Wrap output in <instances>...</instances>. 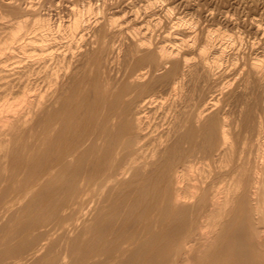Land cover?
I'll list each match as a JSON object with an SVG mask.
<instances>
[{
	"label": "bare ground",
	"instance_id": "bare-ground-1",
	"mask_svg": "<svg viewBox=\"0 0 264 264\" xmlns=\"http://www.w3.org/2000/svg\"><path fill=\"white\" fill-rule=\"evenodd\" d=\"M5 2L0 264H264V47Z\"/></svg>",
	"mask_w": 264,
	"mask_h": 264
},
{
	"label": "rangeland",
	"instance_id": "rangeland-1",
	"mask_svg": "<svg viewBox=\"0 0 264 264\" xmlns=\"http://www.w3.org/2000/svg\"><path fill=\"white\" fill-rule=\"evenodd\" d=\"M5 1H8V0H0V16L3 15L1 14L2 12L4 13H8L9 9L11 8L10 5L6 4ZM13 1H16L17 3H20L21 6H24L26 5H30V4H35V6H38L39 7H42L41 10L42 11H45V12H49L51 14H53L54 12V19H56L55 17L59 16L58 14L62 15L64 18H67L68 16H71L72 15V11L73 8L75 10H78L79 9H82L83 8V5H85L86 3L85 2H88L90 3L91 5H94V7H99V10L97 12V10H94L95 12H93V14L91 15H103V16H115V17H119V19H121L123 16H127L129 18H133L134 14H136L135 18L137 19L138 18V21L140 23H144L145 21H149L150 19L153 20V18L156 16L154 14H157L156 17H159L157 20V26L155 28V35H158V37H160L164 32H166L167 30V27L171 28V24L172 22H174L178 17H186L187 16V13H188V16L193 18L194 20L196 19V32H197V35H198V39L202 38L205 34V31H208V30H212L211 28H213V26L215 28H213V30H220L219 31H223L225 30V33H228V34H231L233 35H236L235 36V39H236V46L238 47H241V48H238V50L236 49V51L238 52L237 53V56H238V61L241 62L243 60H247L248 58H250V54H251V57L252 55L254 54V52L257 50L256 48H259L261 49L262 45H264V35H261L258 36L259 34H255V29H254V24L253 22L255 21H258L262 24H264V22H262V20H264V0H157L158 1V4H154L155 7H150V6H145L146 4H148L147 2H149V0H13ZM44 1V2H43ZM101 3H100V2ZM105 1V2H108L107 4L104 3V5L102 4V2ZM131 1V2H130ZM133 1L135 2V5L133 3ZM140 1V2H139ZM147 1V2H145ZM152 1V0H151ZM161 1V2H160ZM185 1V2H184ZM5 2V3H4ZM43 2V3H42ZM128 2V3H127ZM129 2H130V6L129 5ZM141 5H137L136 7V4L137 3ZM142 2V3H141ZM144 2V3H143ZM188 2V3H187ZM45 3V4H44ZM82 3H84L82 5ZM132 3V4H131ZM160 3V4H159ZM164 3V4H163ZM61 4V5H59ZM125 4H128V5H125ZM162 4V5H161ZM166 4L168 5L167 7L168 8H165L166 7ZM170 4V5H169ZM173 4V5H172ZM184 4V5H183ZM48 5V6H46ZM82 5V6H81ZM103 5V6H101ZM132 5V6H131ZM144 7H143V6ZM157 5H160L157 6ZM172 5V6H171ZM175 5V6H174ZM6 6V7H4ZM58 6V7H57ZM59 6H61L59 8ZM117 6H121L120 8H118ZM125 6H127L125 8ZM139 6V7H138ZM171 6V7H170ZM13 7V6H12ZM57 7V8H56ZM82 7V8H81ZM109 7V9H108ZM112 7V9H111ZM116 7V8H114ZM123 7V8H122ZM146 7V8H145ZM147 7H150L149 9H147ZM170 7V9H169ZM173 7V8H172ZM195 7V8H194ZM8 8V10H6ZM46 8V9H44ZM59 8V9H58ZM71 8V9H70ZM135 8V9H133ZM141 8V9H140ZM160 8V9H159ZM176 8V9H175ZM194 8V10H193ZM262 8V9H261ZM13 9V10H12ZM15 8H11L8 15L5 14L3 15L4 16V19L0 17V25H1V21L4 20H7V19H11L12 17H14L16 15V11L14 10ZM65 9V10H64ZM101 9V10H100ZM108 9V10H107ZM116 9V10H115ZM122 9V10H121ZM127 10L126 12V15H122V14H125L123 13L124 10ZM129 9V10H128ZM131 9V10H130ZM153 9V10H152ZM164 9L167 11H164L166 14L163 15V11ZM172 9V10H171ZM174 9V10H173ZM187 9V10H186ZM197 11H196V10ZM208 9V10H207ZM221 9V11H220ZM246 9V10H245ZM253 9V10H252ZM121 10V11H120ZM170 10V11H169ZM193 10V11H192ZM207 10V11H206ZM227 10V11H226ZM57 11V12H56ZM101 11V12H100ZM130 11V12H129ZM136 11V12H135ZM158 11V12H156ZM162 11V12H161ZM225 11V13L223 12ZM12 12V14H11ZM15 14H14V13ZM63 12V13H62ZM100 12V13H99ZM104 14H103V13ZM117 12V13H115ZM128 12L131 13L128 15ZM150 12V13H149ZM155 12V13H153ZM170 12V14L168 13ZM173 12V13H172ZM183 14H182V13ZM185 12V13H184ZM192 12V13H191ZM194 12V13H193ZM232 12V13H231ZM240 12V13H239ZM70 14V15H67ZM99 13V14H98ZM111 15H109V14ZM162 13V14H161ZM220 13V14H219ZM227 13V14H226ZM258 13V14H257ZM117 14V16H116ZM122 16H120V15ZM138 14V15H137ZM177 14V15H175ZM182 14V15H181ZM192 14V15H191ZM197 14V15H196ZM223 14H225V18L227 17L228 19H224V16ZM229 14V15H228ZM232 14V15H231ZM260 14V16H258ZM90 15V16H91ZM108 15V16H107ZM119 15V16H118ZM146 15V16H145ZM152 16L151 18L148 16ZM154 15V16H153ZM167 15V16H166ZM172 15V16H171ZM209 15V16H208ZM228 15V16H226ZM255 15V16H254ZM12 16V17H11ZM66 16V17H65ZM132 16V17H131ZM141 16V17H140ZM165 17H168L167 18H164ZM174 16V17H173ZM176 16V17H175ZM187 16V17H188ZM194 16V17H193ZM203 16V17H202ZM208 16V17H207ZM234 16V17H233ZM236 16V17H235ZM254 16V17H253ZM6 17V18H5ZM149 17V18H148ZM161 17V18H160ZM170 17V19H169ZM210 17V18H209ZM217 17V19H216ZM231 17V19H230ZM245 17V18H244ZM143 18V19H141ZM173 18H176V19H173ZM209 20H208V19ZM262 20H261V19ZM156 19V18H155ZM162 19V20H161ZM167 19V20H166ZM224 19V20H223ZM257 19V20H256ZM142 20V21H140ZM227 20H228V23H227ZM230 20V21H229ZM233 20V21H232ZM235 20V21H234ZM250 20V21H249ZM261 20V21H260ZM171 21V22H170ZM199 21V22H197ZM204 21V22H203ZM208 21V22H207ZM212 21V22H211ZM245 21V22H244ZM253 21V22H252ZM161 22V24H160ZM233 22V23H232ZM237 22V23H236ZM250 22V25L249 23ZM232 23V24H231ZM241 23V24H240ZM244 23V24H243ZM248 23V24H247ZM159 24V25H158ZM170 24V25H169ZM203 24V25H202ZM213 25L211 28L210 26ZM244 26H243V25ZM202 25V26H201ZM210 25V26H209ZM216 25V26H215ZM167 26V27H166ZM205 26V27H204ZM207 26V27H206ZM229 26V28H228ZM235 28H234V27ZM264 26V25H262ZM161 30H160V28ZM165 27V28H164ZM219 28V29H218ZM242 28V29H241ZM56 29V28H55ZM54 29V31H56ZM239 29V30H238ZM254 29V30H253ZM160 30V31H159ZM165 30V31H164ZM200 30L201 32L203 31V34L201 33L200 35ZM227 30V31H226ZM230 31V32H229ZM247 31V32H246ZM254 31V32H252ZM158 32V34H156ZM163 32V33H162ZM251 32V33H250ZM254 36H253V35ZM233 35V36H234ZM257 37H256V36ZM239 36V38H238ZM253 36V37H252ZM241 37V38H240ZM256 37V38H255ZM259 37V38H258ZM253 38V40H252ZM258 38V39H257ZM199 39V40H200ZM239 40V41H237ZM244 40V41H243ZM252 40V41H251ZM259 40V42H261L259 44V42H257ZM251 42H257L256 44L252 43ZM241 43V44H239ZM253 45V46H252ZM256 46V47H255ZM261 46V47H260ZM255 47V48H253ZM246 49V50H245ZM254 50V51H253ZM241 51V53H240ZM250 51V52H249ZM243 52V54H242ZM252 52V53H251ZM240 53V54H239ZM243 55V56H242ZM245 55V59L243 58ZM240 58V59H239Z\"/></svg>",
	"mask_w": 264,
	"mask_h": 264
}]
</instances>
